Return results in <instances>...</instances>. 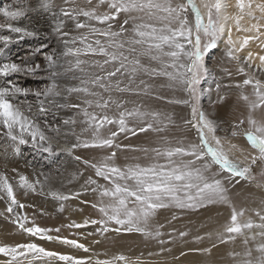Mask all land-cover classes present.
Returning <instances> with one entry per match:
<instances>
[{"label": "snow or ice", "instance_id": "snow-or-ice-1", "mask_svg": "<svg viewBox=\"0 0 264 264\" xmlns=\"http://www.w3.org/2000/svg\"><path fill=\"white\" fill-rule=\"evenodd\" d=\"M63 3L75 4L76 0H63ZM87 4L92 5L93 0H87ZM105 4L108 11H98ZM39 7L55 21L53 32L60 40L61 47L44 53L45 67L27 60L20 63L0 60V129L10 140L19 144H28L30 138L34 149L49 156L67 154L77 164L83 165L84 170L75 173L73 178L84 179L78 190L65 194L49 186L50 178L47 176L41 181L39 178L30 180L17 169H12L16 174L12 178L0 172V199L6 196L7 213L12 214L13 222L30 237L85 252L89 248L76 239L61 236V229L94 225L98 226L95 232L87 235L140 233L147 239L157 240L163 253L167 250L163 245L173 242L177 236L184 238L188 233L173 228L167 233L169 239H162L165 233L161 229L165 225L152 227L159 210L184 212L212 204H229L224 180L219 177L228 174L229 183L236 177L254 179L250 167H241L230 159L228 152L236 145L229 143L228 149L224 148L223 142L228 138L216 134L218 125L200 108V98L206 91L211 92V89H203L201 81L209 75L206 58L219 48L221 41L226 45L223 57L236 61L238 72L247 74L238 54L249 41L264 36V0H235L237 11L231 16L223 14L226 5L222 0H200L199 5L195 0H97L95 6L88 8L62 6L58 11L52 0H39ZM0 14L6 18L0 23V42L3 43L0 53L11 43L39 35L35 30L11 22L25 14L24 7L12 10L11 5H5L0 7ZM121 14L125 18L118 22ZM69 21L75 30L86 31L73 35L68 27ZM242 21L247 22L246 26ZM233 26L237 32L254 35L234 40ZM5 31L14 35H5ZM45 47L41 45L34 52L39 53ZM254 59L252 52L244 57L249 69ZM258 59L260 63L257 68L264 71V55ZM223 71L230 81L231 72L227 69ZM40 72L46 73L44 78L50 81L43 90L22 87L11 79L13 75L35 76ZM69 73L70 79L77 83L62 84L60 81ZM249 85L254 90L255 99L249 100L247 95L241 94L240 98L247 102L248 114L232 123L230 136H244L248 144L258 150V159L264 161V121H258L253 116L255 110L264 109V81L256 78L254 73L242 83H225L222 78L217 79V103H223L226 99L225 95L220 94L223 89H243ZM165 89H170L174 94L164 95ZM113 93L120 94V98L114 97ZM29 94L37 98L38 114L47 115L53 107L57 110H75L74 116L62 121L63 125L72 126L70 131L74 139L65 133L61 142L59 125L53 127L45 121L42 127L30 115L31 105L25 111L16 103V98ZM73 94L79 103L68 102ZM125 95L190 109V118L177 117L183 122L186 137L175 143L161 137V145L151 149H135L132 145L120 143L121 136L129 139L149 132L159 134L175 125L172 113L153 110L143 101L123 98ZM78 123L81 125L79 133L75 131ZM49 132L56 135L47 134ZM78 149H101L107 154L89 159L76 155ZM123 150L143 151L145 159L150 162L120 165L117 157ZM256 162L257 157L253 156L251 163ZM85 170H91L92 174L85 178ZM17 189L25 195L40 191L57 201L79 200L82 195L91 192L96 196L95 201L80 202L90 204L98 212V218L85 219L83 224L71 222L53 229L39 227L34 221L32 226H27L28 217L16 212L17 207L21 210L26 207L17 199ZM3 215L4 212H0V216ZM242 215L243 210L237 212L232 208L230 223L225 225L224 232L217 235V240L224 243L234 240L236 234L242 235L244 229H260L245 237L246 250L239 264H264V243L256 245L255 251L259 255L255 259L252 258L253 249L247 247L249 240L255 241L257 236L264 240V214L256 212L261 221L259 224L251 220L240 223L238 217ZM177 219L179 216L173 212L167 223L171 224ZM189 251L210 254L211 249ZM29 254L34 259L46 258L64 264H92L91 258H75L49 251L35 242L0 245V255L8 258L0 260V264H22L18 258L28 259ZM229 255L235 258L241 254ZM117 261L129 264L123 255L110 260H96L95 264H116Z\"/></svg>", "mask_w": 264, "mask_h": 264}, {"label": "rangeland", "instance_id": "rangeland-1", "mask_svg": "<svg viewBox=\"0 0 264 264\" xmlns=\"http://www.w3.org/2000/svg\"><path fill=\"white\" fill-rule=\"evenodd\" d=\"M53 4L58 11L60 7H84L95 6L97 0H93L92 5L87 4V0H76L75 4L64 5L63 0H52ZM196 2V1H195ZM197 3V2H196ZM222 3L226 5L225 9L228 12L236 13L235 0H222ZM198 4V3H197ZM5 5H11L12 10L16 7H24V15L17 18L14 21L16 26L27 27L30 30H35L39 35L35 37H25L17 42L11 43L5 49L3 53H0V60H8L20 63L22 60H27L33 64H40L45 67L44 53L50 52L53 49L61 47V42L53 32V26L55 21L52 16L45 13L39 7V0H0V7ZM98 11H108L107 5H102ZM203 12L204 10L201 9ZM124 15L121 14L118 22H122ZM83 19V18H81ZM206 19V17H205ZM6 20L5 17L0 14V23ZM12 22V21H11ZM68 27L72 29L73 35H78L81 31L75 30L74 25L69 21ZM95 23V22H93ZM246 21H242V24L246 26ZM264 31V29H262ZM6 32V33H5ZM5 35L9 34L5 31ZM242 35H254L253 33H243ZM41 45H46L41 52L35 53L34 49ZM0 47H3V43L0 42ZM226 45L223 41L220 42V46L215 52L206 58V67L209 71V75L201 81L203 89H211V92H205L200 98V108L208 114L209 119H212L218 125L217 135L221 137H227V141H224V148L228 149V144L236 145V148L228 152L230 159L239 163L241 167H250L251 177L254 179L246 178H232L231 183L228 180V174H222L221 179L224 180V185L227 189V197L229 204H212L197 210H187L184 212H178L176 209H161L158 211L157 216L152 221V227H156L159 224H164L165 227L161 229L165 235L162 237L165 241L169 239L167 233L171 229L175 228L179 231L187 232L188 235L184 238H177L171 242L163 245L166 251L161 253V245L157 240L147 239L140 233H114L109 232L103 235L94 234L87 235L88 233H94L98 226L88 225L84 228H67L61 229L60 235L69 239H76L78 243H83L88 252L81 249L71 248L66 245H62L56 242L40 240L35 237H30L27 233L22 232L17 223L13 222L12 214L6 211V196L5 199H0V212H4L3 216H0V245L15 246L18 243L35 242L39 246L44 247L49 251H57L61 254L72 255L75 258H91L92 264H95L96 260H110L117 255H123L129 261V264H169L179 263L180 258L192 252L208 257L207 263L216 261L221 255H229V253L240 250L241 247H245V237L251 236L255 231L260 229L253 228L251 230L244 229L243 234H236L234 240L220 243L217 240V235L224 232L226 224L230 223V217L232 208H235L237 212L243 210V215L238 217L240 223H246L251 220L254 224H259L261 221L256 212L264 214V161L258 159L259 152L257 149H253L244 136L231 137V125L234 121H238L241 117H238L235 111L232 109V104L238 100V93L235 94V88L223 89L221 95H225L227 101L223 103H217L218 95L216 92V80L223 79L225 83L232 82L235 84V77L238 75V67L236 61H229L228 58L223 57V50ZM248 52L253 54L264 55V36L254 41H249V44L238 54L240 61L244 63V57ZM223 57V59H222ZM219 59H222L219 62ZM252 67H257L258 62L252 61ZM248 65L245 63L244 67ZM223 69H227L231 72V80L226 76ZM253 69V68H252ZM46 73L40 72L35 76L13 75L11 79L15 80L20 86L29 88L32 90H43L49 80L45 79ZM69 73L60 82L62 84H75L77 81L70 79ZM256 78H261L257 77ZM264 81V79H261ZM160 81H157L159 83ZM246 94L249 100H254V90L251 85L246 86ZM164 95H173L170 89L163 90ZM114 97L120 98V94L113 93ZM178 95V93H177ZM123 98L131 101H143L146 105L150 106L153 110L160 112H168L173 114L175 125L170 126L166 131L159 134L149 132L147 134H138L135 137L124 139L120 137L119 142L122 144L132 145L135 149H151L158 145H161V137L173 141L184 139L186 137V129L183 127V122L177 117L190 118V109L180 105H169L166 102H160L155 100L146 99L144 97L127 96ZM41 99H44L41 97ZM59 102H63L60 100ZM69 103H79V99L75 94L69 97ZM16 103L20 104L22 108L27 111L29 105H31L30 115L34 116L41 126H44L45 121L51 124L53 127L59 125L60 134L59 138L63 142L64 134L68 133L71 137L70 129L72 126L63 125L62 121L65 118L75 115V110L70 108H64L52 110L47 115L38 114L37 98L34 95L19 96L16 98ZM221 105V106H220ZM132 107L131 104L128 105ZM259 109L253 113L258 112ZM81 125L78 123L75 125V131L80 132ZM247 128V127H246ZM47 132V129H45ZM47 134L56 135L54 132ZM89 159L98 158L107 154L101 149H78L75 153ZM151 156V153H149ZM257 157L255 164L251 163V158ZM139 162L141 164H147L149 159H145L143 151L138 150H123L118 153L117 163L124 165L126 163ZM12 169H17L20 173H23L29 177L30 180L39 178L41 181L44 177H49V186L55 190H60L67 194L68 192H74L80 188L83 184L81 177H74V174L83 169V165L77 164L67 154L61 153L59 156H49L48 154L41 153L31 146V140L29 138L28 144H19L10 140L4 130L0 129V172L5 173L10 178L15 177V173ZM215 170V169H214ZM91 170H85V178L87 175H91ZM101 183H104L101 181ZM17 199L26 205L21 210L18 207L16 212L21 216L26 215L28 217L27 226H32V222L39 227L57 228L61 225H67L71 222L83 224L85 219H97L98 212L94 210L90 204H82L80 201H95L96 196L91 192L82 195L79 200L69 199L67 201H57L50 196L37 191L35 193H28L25 195L22 190H16ZM231 205V206H229ZM61 206L63 210L61 211ZM176 212L179 219L173 221L171 224L167 223V220H171V215ZM259 221V222H258ZM55 235V233H51ZM251 234V235H249ZM225 235H227L225 233ZM120 236V237H119ZM196 237H202L197 240ZM235 243V244H234ZM249 243L251 241L249 240ZM248 243V244H249ZM215 244V247L212 245ZM234 247V248H233ZM239 247V249H238ZM210 248V254H204L198 251H189L190 249H205ZM167 252V253H166ZM165 253V255H164ZM169 255V256H168ZM179 256V257H178ZM160 257V258H158ZM166 257V258H165ZM238 258V256H237ZM8 259L0 255V260ZM22 264H64L61 261H48L46 258L34 259L31 254L29 258H18ZM158 259V260H157ZM216 259V260H212ZM221 264H230V260L233 257L219 258ZM116 264H124L123 261H117Z\"/></svg>", "mask_w": 264, "mask_h": 264}, {"label": "bare ground", "instance_id": "bare-ground-1", "mask_svg": "<svg viewBox=\"0 0 264 264\" xmlns=\"http://www.w3.org/2000/svg\"><path fill=\"white\" fill-rule=\"evenodd\" d=\"M197 3H198V5L200 4V0H195ZM202 10H204L203 8H201ZM223 14L224 15H227V16H231V15H234V13L233 12H228L227 11V9H223ZM12 23H14V21H12ZM229 24L230 25H232V22L231 21H229ZM6 33V32H5ZM10 34V33H9ZM242 34L240 33V32H237L236 30H235V27L233 26V39L234 40H236L238 37L240 38V39H242L243 38V36H241ZM227 38V33H225V39ZM223 55V54H222ZM254 55V57H255V59L253 60V61H255V62H258V64L260 63L259 62V59H258V57L260 56V55H263V54H258V53H256V54H253ZM226 58V57H225ZM221 60L222 59H219V62H221ZM243 64H245V63H243ZM253 68V69H252ZM251 69H249L248 68V66L247 67H245V69H246V73L247 74H245V73H239L238 72V75H236V77H235V79H234V81H235V83L236 82H240V83H242V81L245 79V78H247V76L248 75H250V74H253L254 73V75H256L257 77H261L260 79H264V71H261L259 68H257L256 66L255 67H252ZM236 90H235V94L236 93H238V100L236 101V102H234L233 104H232V109H233V111H235L236 112V114L238 115V117H241V116H244V117H247V114H248V109H247V102L246 101H244V100H242L240 97H241V94L243 93V95L244 94H246L245 92H246V86L243 88V89H241V88H235ZM225 101H227V99H225ZM221 106V105H220ZM253 116H254V118L256 119V120H258V121H264V109H259V111L258 112H256V113H253ZM244 127L246 128L247 127V124H245L244 125ZM155 220V219H154ZM259 222V221H258ZM258 231H255V229H254V233L253 234H255V233H257ZM252 234V235H253ZM249 235H251V234H249ZM120 237V236H119ZM251 241V243H249L248 245H247V247H250V248H252L253 249V254H252V258L253 259H255L258 255H259V253H257L256 251H255V247H256V245L257 244H259V243H264V240H261V238L260 237H258L257 236V238H256V240L255 241H252V240H250ZM235 244V243H234ZM234 248V247H233ZM238 249H239V247H238ZM246 250V248L245 247H241L240 248V250H238V251H235V252H232V253H240L241 255L240 256H238V258L237 257H235V258H233V259H231L230 260V264H239V262L240 261H242L243 259H244V257H243V253H244V251ZM167 253V252H166ZM164 255H165V253H164ZM169 256V255H168ZM204 257H201L199 254H195V252H192V253H189V254H185V255H183L181 258H180V261H179V263L176 261L175 263H169V264H209V263H207V261H208V257L207 256H205V255H203ZM179 257V256H178ZM228 257H230V255H221L219 258H228ZM158 258H160V257H158ZM166 258V257H165ZM212 259V260H216V261H213V262H211L212 264H221V260L220 259ZM158 260V259H157ZM160 262V261H159ZM159 262H158V264H159ZM52 264H54V263H52Z\"/></svg>", "mask_w": 264, "mask_h": 264}]
</instances>
